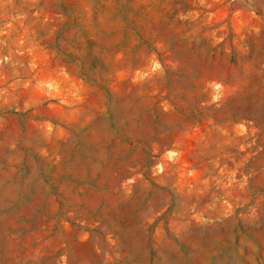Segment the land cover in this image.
<instances>
[{
    "label": "rangeland",
    "instance_id": "374dc122",
    "mask_svg": "<svg viewBox=\"0 0 264 264\" xmlns=\"http://www.w3.org/2000/svg\"><path fill=\"white\" fill-rule=\"evenodd\" d=\"M0 264H264V0H0Z\"/></svg>",
    "mask_w": 264,
    "mask_h": 264
}]
</instances>
